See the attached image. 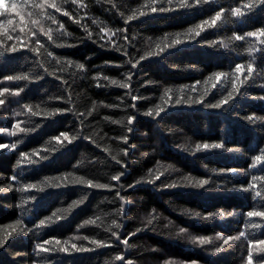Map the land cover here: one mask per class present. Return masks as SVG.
I'll list each match as a JSON object with an SVG mask.
<instances>
[{
  "label": "trees",
  "instance_id": "obj_1",
  "mask_svg": "<svg viewBox=\"0 0 264 264\" xmlns=\"http://www.w3.org/2000/svg\"><path fill=\"white\" fill-rule=\"evenodd\" d=\"M57 2L72 18L48 11L70 35H61L56 31L59 23L47 18L25 16L27 27L20 33L19 17L14 13L0 17V21L11 18L9 34L21 37L9 41L0 36V91L9 89L0 96L5 100L0 105V129L5 130L0 131V144L9 145L0 149V189H4L0 191V239L6 241L0 247V264H126L127 260L133 264H246L244 238L219 252L215 249L224 238L237 237L241 231L264 238V219L246 216L248 211H264L260 206L264 201H254L252 192L234 190L264 183L251 179L264 175V164L251 167L254 156L264 149V119H255L264 118V44L260 43L264 37L245 35L264 27V4L209 0L181 8L179 0L172 4L162 0L166 8L175 10L151 13V6L159 7V3ZM245 4H253V8L246 9ZM234 7L245 15L233 17ZM4 8L5 0H0V11ZM220 8L225 13L216 26L204 25L200 36L189 31L210 21ZM28 10L26 7L25 12ZM140 11L146 15L140 16ZM133 12L136 18L126 22ZM31 19H40L45 30L53 29L54 43L39 34ZM101 28L116 35L109 40ZM30 30L37 37H31ZM235 35H245V39L237 41ZM37 38L45 44L39 53L31 50ZM177 38L182 41L180 46L147 57L148 52L158 51L156 44L164 47ZM13 44L16 52L9 51ZM142 56L146 58L140 60ZM137 60L140 62L132 68ZM249 63L255 71L245 80ZM76 64H83V69ZM236 64L243 65L242 74L235 72ZM217 72L225 73L220 81L215 79ZM10 75L28 78L6 80ZM113 79L130 87L113 85ZM233 81L239 91L227 104L211 107L232 91ZM166 90H170L167 95ZM197 99L203 102L196 103ZM157 105L166 109L160 117L145 114ZM55 109L62 111L45 114ZM129 116L135 117L131 125L127 124ZM17 123L27 131H17ZM13 131L16 135L9 134ZM61 132L76 138L70 144L57 143L54 137ZM125 136L127 143L122 139ZM203 143L225 147L197 150L196 145ZM33 152L48 159L33 156ZM21 153L39 162L29 163ZM228 169L237 171L226 174ZM161 172L164 174L156 180ZM120 173V181L111 180ZM76 177L110 187L89 188L74 183ZM185 177L208 183L193 187ZM173 183L177 186L166 187ZM28 184L38 188L20 190ZM195 212L201 215L195 217ZM113 220L119 228L112 225ZM253 223L261 227L252 228ZM180 228L187 231L181 234ZM129 237L125 246L122 241ZM199 238L207 242L201 245ZM91 240L109 246H97ZM44 241H51L44 244L51 251L37 255L35 246ZM73 244L84 250L73 249ZM62 247L68 251H60ZM257 248L264 246L254 242L255 260L264 261V251L257 252ZM116 255H123L124 260L116 261Z\"/></svg>",
  "mask_w": 264,
  "mask_h": 264
},
{
  "label": "snow or ice",
  "instance_id": "obj_2",
  "mask_svg": "<svg viewBox=\"0 0 264 264\" xmlns=\"http://www.w3.org/2000/svg\"><path fill=\"white\" fill-rule=\"evenodd\" d=\"M65 3H67V0H64ZM173 0H167L168 4H172ZM209 2V0H179V6L181 8H190V7H194V6H198L202 3L207 4ZM258 3L260 4H264V0H257ZM73 4H82V0H72ZM159 3V7L156 6H151L150 11L151 13H156V12H166V11H171V10H175V9H171V8H166L164 6V4L162 3V0H150V4L151 5H156ZM28 8L29 10L27 12H25V8ZM244 8L246 9H252L253 8V4H245ZM49 9H53L54 12L56 13H62V15L64 16H69L71 17V14L69 11L67 10H62L61 6L58 4L57 0H12L11 3H8L7 0H5V8L3 11H0V17H9L11 16V14H15V16L19 17V32L20 33H24L25 32V28L27 27V23L25 21V16L31 18L33 16H37V17H41V18H47L50 19L52 21L53 24H57L59 23V27L56 29L57 32H60L61 35L67 36L70 35V33H68L67 31H64V24L59 22L54 14L49 13ZM39 10V11H36ZM225 13V9L224 8H220L218 11L215 12V14L211 17V20H204L201 24L196 25V28H190L189 31L190 32H195L196 36H200L201 31H204V25H209V27H214L217 25V22L221 20L222 16ZM140 16H144L146 15L145 12L140 11L139 12ZM231 15L233 17H243L245 15V12H243L241 10L240 7H234L231 9ZM134 18H136V13L133 12L132 15H129L127 17L126 22L133 20ZM75 23H80L79 20H75ZM95 23V21H93ZM13 24V20L11 18H7L4 21H0V36H6L7 39L9 41H12L14 39L16 40H20L21 37L19 35L13 36L11 34H9V26ZM31 24L33 27H39V34L42 37H46L47 38V42H53L54 43V37H53V29L51 27L47 28V30H45L44 26L41 24V20L40 19H31ZM196 29H199V31H197ZM13 31H15V29H13ZM31 31V30H30ZM101 32H104L109 40H111L112 36L116 35V32H113L111 29H107V28H101L100 29ZM89 35H91V33H89ZM247 37H264V27L256 30V31H249L245 34ZM245 35H235L234 39L237 41H241L245 39ZM31 37L35 38L37 37V32L36 31H31ZM125 39H127V37H125ZM34 43L36 44L35 48H32L31 50L39 53L40 49H44L45 48V44L41 42L40 39H35ZM261 44H264V40H260ZM182 44V41L180 39H175L172 41L171 44H165L164 47H161L160 44H156V49L158 51H150L147 53V57H152L155 55H159L160 53H163L166 49H170L173 46H180ZM3 44L0 43V47H2ZM57 47H61L64 46L62 44H56ZM224 47H227V44L224 45ZM18 49L16 47L15 44H13L10 48L9 51L11 52H16ZM45 51L47 52V55L49 57H53V53L51 51H47V49H45ZM249 54L252 53V49L249 48L248 49ZM3 53H0V55H2ZM146 57L142 56L140 57V60L145 59ZM140 60H137L136 63H132V68H135L137 66V64L140 62ZM56 63H60L59 59H56ZM71 61H68V64H71ZM76 67L79 69H83L84 65L83 64H76ZM242 68L243 65L241 64H236L235 66V72L238 74H242ZM46 70V69H45ZM47 71V70H46ZM255 71L253 65L251 63L248 64L247 66V77H245V80L248 79V77H251L253 72ZM225 75V73L223 72H217L215 73V79L216 81H220L221 78ZM27 76H7L5 77L6 80L8 81H12V80H22V79H27ZM105 80L108 79V77H104ZM128 79H131V76L128 77ZM237 80H239V77H237ZM241 84L244 83V81L240 82ZM111 84L113 85H117L119 84L120 87L122 88H128L130 87L129 84L127 83H120L119 81L113 79L111 80ZM215 87V85L213 86ZM232 91H229L227 93V95L223 98L220 99L217 103L211 104L210 106L213 108H219L225 104H227L232 98H233V93L234 92H238L239 88L237 87V83L236 81H233L232 85ZM193 90H195L193 88ZM9 91L8 88H4L2 91H0V96H3L4 93H7ZM170 90H166L165 91V95H167V93ZM16 95H19V92L15 93ZM133 100L137 99V97L133 96L132 97ZM168 99L170 100L171 97H168ZM191 99V98H189ZM167 102V101H166ZM196 103H202L203 100L202 99H197L195 101ZM177 104L180 103V100L176 101ZM5 104V100L4 99H0V105H4ZM39 107V106H37ZM25 108L28 110V112H31L32 115H37L36 112L32 111V107L30 105H25ZM62 110L60 109H55L53 111H46V115L47 116H52L55 112H60ZM166 109L164 107H161L160 105H157L154 109H149L148 112H146L145 114L147 116L152 117L153 115L155 117H160L161 114L163 112H165ZM17 115H19V113H17ZM83 115V114H81ZM135 117L134 116H129L127 118V124L131 125L134 122ZM249 120H253L254 117L249 116L248 117ZM255 119H264L261 117H255ZM14 128L23 133L25 131H27L25 128L20 126V123H17L16 125H14ZM0 131H5L3 129H0ZM129 132H131V128L128 129ZM10 135H16V131H13L11 133H9ZM61 137H63V140H61ZM75 136L70 137L69 134L67 132H61L59 134V136L54 137V139L56 140L57 143H63L64 141H67L69 144L73 142V140L75 139ZM124 143L128 142V137H122ZM17 147V145L15 143H13L11 145L12 149H15ZM225 146L222 143H203V144H197L196 148L197 150H212V149H223ZM5 148H9L8 144H0V149H5ZM44 151H47V149H45ZM262 154H258L255 155L253 158V162L251 164L252 168H256L257 165H261L264 164V149L260 150ZM124 154L127 155V150H124ZM33 156H37L40 159H48L47 156H40L39 152H33L32 153ZM21 158H27L29 163H38V160H33L31 159V157L28 156L27 153H21ZM113 160H116L117 163H120V161L117 160L116 156H112ZM19 163V161H18ZM165 171H167V169H165ZM237 170L236 169H228L226 170V174H231V173H235ZM164 173L161 172L159 175L155 176V179L158 180L160 179V176L163 175ZM123 175V173L117 174V175H113L111 177V180L113 181H120L121 176ZM13 180L16 179L15 176L12 177ZM65 179H67V177H65ZM252 181H261L264 182V175L262 176H252ZM185 180L188 182L189 185L193 186V187H203L204 185H206L208 183V180H199L196 182H193L191 177H185ZM149 183H152L154 181L150 180L148 181ZM74 183H79V184H83L86 185L89 188H104L107 189L110 186L108 184H98V183H94L93 180L91 179H84L83 177H76L74 180ZM57 187L59 186L58 184L56 185ZM177 184L173 183L171 185H166V187H176ZM38 186L37 184H28L26 186V188H22L20 189L21 191H25L27 189H37ZM261 189H264V183L261 184H257V183H249L246 187L245 186H241L239 189H235L234 190H239V191H244V192H252L253 193V200H257L260 199L261 201H264V191H261ZM39 191H43V188H39ZM0 191H4V189H0ZM119 195V194H118ZM121 200H124V197H120ZM261 207H264V203H262L260 205ZM195 217H199L201 214L199 212H195L192 214ZM246 216L248 218H253V217H260L262 219H264V211H248L246 213ZM59 219V217H58ZM88 223H94V221H88ZM152 220L149 219L148 220V224H151ZM40 224L43 226L45 225V221L41 220ZM112 225L115 226L116 228H119L120 225L117 223L116 220L112 221ZM252 228H258L261 227L260 224L258 223H253L251 225ZM13 231H15V229H13ZM187 230L185 228H180L179 232L181 234L185 233ZM113 236H117V239H119V236L116 232H112ZM134 235V234H133ZM240 238H244L247 241V257H246V264H254V254H253V245L254 242L264 246V238H257L255 236H249L247 235L244 231H241L239 233V235L237 237H227L223 239V243L217 247L215 249L216 252L221 251L224 246H227L230 244V242L234 241V240H239ZM84 239H88L87 237H84ZM129 238H126L122 241V243L127 246L129 244ZM6 241L0 239V247H2L4 245ZM194 242H195V238H194ZM207 242V240L205 238H199V243L201 245L205 244ZM51 243V241H44L43 244L41 243H37L36 244V249H37V255H39V253H47L50 252L51 249L50 248H46L44 247V244H49ZM57 244L60 243L59 240L56 241ZM90 243L92 244H96L97 246H109L104 244L103 241H99V240H91ZM72 248L77 250V251H81L84 250L82 248H78L75 244L72 245ZM257 252L260 251H264V248H257L255 249ZM60 251H68L67 248H60ZM115 260L116 261H123L124 260V256L123 255H116L115 256ZM126 264H133V262L131 260H127ZM166 264H175V261H166ZM255 264H264V261L261 260H255Z\"/></svg>",
  "mask_w": 264,
  "mask_h": 264
}]
</instances>
